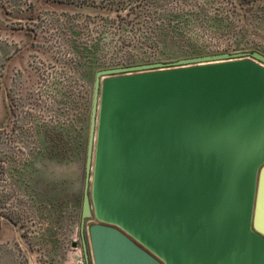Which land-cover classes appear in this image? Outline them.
<instances>
[{
	"label": "water",
	"instance_id": "water-1",
	"mask_svg": "<svg viewBox=\"0 0 264 264\" xmlns=\"http://www.w3.org/2000/svg\"><path fill=\"white\" fill-rule=\"evenodd\" d=\"M247 56L264 64L244 51L96 72L88 264L91 216L94 264H264V65Z\"/></svg>",
	"mask_w": 264,
	"mask_h": 264
},
{
	"label": "rangeland",
	"instance_id": "rangeland-1",
	"mask_svg": "<svg viewBox=\"0 0 264 264\" xmlns=\"http://www.w3.org/2000/svg\"><path fill=\"white\" fill-rule=\"evenodd\" d=\"M244 51L264 54V0H0V264H88L98 70Z\"/></svg>",
	"mask_w": 264,
	"mask_h": 264
}]
</instances>
